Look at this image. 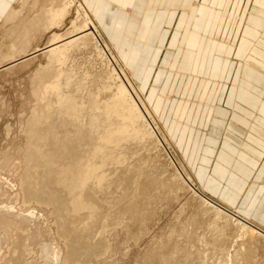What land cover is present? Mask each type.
<instances>
[{"label": "bare ground", "instance_id": "1", "mask_svg": "<svg viewBox=\"0 0 264 264\" xmlns=\"http://www.w3.org/2000/svg\"><path fill=\"white\" fill-rule=\"evenodd\" d=\"M7 3L0 15V70L2 63L18 62L36 42L53 34L48 61L30 81L32 105L22 127L29 159L26 166L30 168L21 178L25 202L34 200L52 207L58 234L71 256L78 260L90 257L83 246L97 255L104 253L108 245L104 235L115 229L116 220L135 218L143 212L148 215L142 210L137 214L143 205H137L138 185L153 165L149 159L151 143L166 139L157 116L120 58L101 49V33L92 9L80 0ZM74 10L76 16L71 19ZM69 26L66 32H57ZM89 52L92 59L87 57ZM177 171L185 178L176 173L167 175V169L154 171L157 177L154 172L149 176L153 189L159 195L160 191H171L170 197L175 199L190 180L180 166ZM167 193L170 201L173 198ZM210 205L213 214L216 207ZM180 224V230L186 232L187 222ZM173 234L170 232L171 237ZM17 237L10 251L13 254L21 252L23 236Z\"/></svg>", "mask_w": 264, "mask_h": 264}, {"label": "crops", "instance_id": "2", "mask_svg": "<svg viewBox=\"0 0 264 264\" xmlns=\"http://www.w3.org/2000/svg\"><path fill=\"white\" fill-rule=\"evenodd\" d=\"M82 1L144 96L153 81L145 97L172 137L192 128L170 115L204 108L190 164L198 159V177L211 172L204 187L264 227V0ZM178 79L193 105L169 98Z\"/></svg>", "mask_w": 264, "mask_h": 264}, {"label": "rangeland", "instance_id": "3", "mask_svg": "<svg viewBox=\"0 0 264 264\" xmlns=\"http://www.w3.org/2000/svg\"><path fill=\"white\" fill-rule=\"evenodd\" d=\"M15 7L18 8L19 5ZM41 7L43 8V4ZM75 16L76 10L71 19ZM68 28L70 26L60 28L57 32H66ZM52 35L48 33L42 40L36 42L27 52L28 54H24L18 62H14L16 64L10 65L6 61L2 63L0 70V264H78L80 261L82 264H264V227L257 221L246 218L237 210L240 204L226 202L204 187L207 180L205 178L209 177L211 172L207 171L206 176L204 174V177H198L200 167L198 159L194 167L190 164L197 142L201 140V133L206 129L204 108H199L197 117L194 115L193 118L192 116L179 118L174 114L169 116L171 121L180 120L182 124L192 128V131L184 137L179 133L172 137L171 124L162 123L157 118L158 126L166 140L152 141L151 153L149 152L152 169H148L147 178L138 185L140 201L137 199V205L138 207L142 205L140 203L145 205L139 207L137 214L147 211L148 215L143 212L144 214L134 216L136 219L130 217L134 224L128 217L116 220L117 227L113 225L115 229L111 232L110 229L108 231L110 233L104 235L108 244L104 253L97 255L93 249L83 246L85 254L90 257L85 256L84 261V258L78 260L79 258L71 256L65 240L58 234L52 207L34 200H30V203L25 202L21 180L26 170L30 169L26 166L29 159L25 151L26 138L22 135V127L26 124L24 122L32 105L30 81L34 78L36 70L48 61V48ZM99 37L103 51L117 54L106 41L108 39L105 34H100ZM88 55V58H93L91 52ZM157 71L158 68L154 69V74ZM152 84L153 81L144 92L147 97ZM179 84L180 79L176 82L174 91L169 94V98L189 101L192 105L196 103L195 95L182 96V89H178ZM193 110H197L196 107ZM153 145H158V148ZM199 155L200 153L198 158ZM178 166L187 172L190 180L184 188L181 186L180 191H177L178 199L170 197L172 192L168 191L169 198H173L170 201L173 200V203H167L168 195L164 194L167 192L160 191L163 197L159 195V191L153 189L150 177L154 176V174L152 176L154 171L158 173L161 169H167L169 172L167 175L176 173L184 179L183 172L179 171L180 174L177 171ZM154 177H157L156 173ZM162 199L166 202L163 203ZM154 201L159 207L154 205ZM149 204L150 206L152 204V208ZM210 204L216 207L213 214ZM164 207L166 208L163 209ZM139 216L143 218L139 219ZM145 217L149 218L145 219ZM182 221L187 222L188 225L184 233L181 231ZM178 225L180 228H177ZM173 231L174 238L170 235ZM137 233H140L139 236ZM21 235L23 238L26 236L25 239ZM17 236L21 237L25 244L21 242V252L13 254L10 251L13 249L14 240L18 239Z\"/></svg>", "mask_w": 264, "mask_h": 264}]
</instances>
